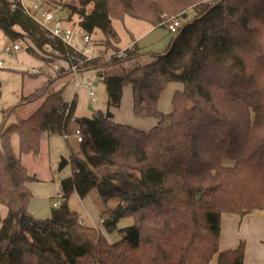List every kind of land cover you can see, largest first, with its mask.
<instances>
[{"label":"trees","instance_id":"1","mask_svg":"<svg viewBox=\"0 0 264 264\" xmlns=\"http://www.w3.org/2000/svg\"><path fill=\"white\" fill-rule=\"evenodd\" d=\"M71 2L70 20L79 19L84 32H100L104 41L95 44L106 52L121 50L113 19L130 16L159 27L187 17L191 9L196 15L183 22L165 54L126 71V60L144 55L137 44L125 58L86 60L21 8L13 9L11 0H0L5 38L30 40L45 52L49 44L70 68L97 72L108 95L106 113L77 117L75 98L66 102L64 88L56 89L49 78L4 111L7 117L43 98L31 116L0 130V204L7 208L0 264H243L245 243L220 251L219 237L223 213H264V0ZM176 82L182 89L174 93L172 110L163 113L160 96ZM127 85L134 116L157 120L148 131L113 119ZM72 122L83 134L78 153L71 155L73 175L62 182V203L39 219L29 211L28 182L36 177L14 150L12 136L19 137L20 154L37 157L43 135H68ZM93 189L104 202L120 201L115 211L103 214V228L115 230L125 215L136 218L119 231L116 243L102 229L81 223L68 205L72 193L84 198Z\"/></svg>","mask_w":264,"mask_h":264},{"label":"rangeland","instance_id":"2","mask_svg":"<svg viewBox=\"0 0 264 264\" xmlns=\"http://www.w3.org/2000/svg\"><path fill=\"white\" fill-rule=\"evenodd\" d=\"M46 2L49 4L46 8L54 12L56 20H67L68 11L57 8L59 5L58 0H46ZM90 9L91 6L88 7V11ZM195 15V10L191 9L188 11L187 17L182 18V20L186 22L189 19H193ZM74 19L77 20V18ZM53 23L47 24L48 29H52ZM65 26L74 31L72 45L77 50L83 51L85 49L83 37L86 32L77 25L76 21L66 22ZM113 26L119 36L117 46L121 50L129 48L131 44L133 46L137 44L141 53L144 54L140 59L126 60L122 65L126 71L138 65L155 61L156 55L165 54L175 38V35L169 32L168 24L166 26L153 27L146 22L130 16H125L123 19H113ZM101 36L100 32L91 34L94 43L96 42L95 40L103 42L104 38ZM12 42L18 43L21 49L9 56L4 53V47L6 44ZM29 46L31 48L30 51L27 49ZM99 47L103 49L102 46ZM51 56L52 53L36 48L30 40H8L0 32V60L3 61V67L0 68L2 89V96L0 98V125L4 124V130L15 124L19 119L27 118L33 114L41 106L43 98L20 105L15 112H10V115L7 117L4 115V111H10L19 103H22V97L34 94L36 90L45 85L49 78L50 80H56L54 82L56 89L64 88L63 99L66 102H71L75 98L77 117L92 118L98 112H107L108 95L106 87L97 72L86 71L78 74L54 73L52 71L53 64H57L60 69L64 70L68 68V65L62 59L57 58V56ZM49 59H51V62H48ZM77 83H81L82 85L77 86ZM179 86L182 87L177 82L169 84L166 93H169L173 87L177 88ZM124 89V102L121 109L127 115L126 102L127 100L130 103L132 102V87L131 85H127ZM127 89L130 94L126 93ZM117 110L119 112L120 109ZM130 117L134 118L135 116L130 113ZM124 123L133 125L130 121H125ZM76 128L77 124L72 122L67 132L68 138L65 135L59 134L51 136L48 134L43 135L41 152L37 157L30 154H20L19 137L17 134L12 136L14 150L21 156L22 163L27 167L29 174L36 177V180L28 182L33 196L29 211L39 219L50 217L54 203H62L63 201V199L58 198L61 186L63 185L62 182L73 175L74 169L71 163V155L73 152L78 153L80 149V144L74 136ZM1 129H3V126ZM1 143L0 137V146ZM62 159H66L68 164L60 170L59 166ZM67 201L70 209L78 214L81 223L83 222L87 226L102 229L110 243H116L121 240L122 235L119 231L134 225L136 221L135 216L129 214L119 219L115 230L108 231L103 228V214L115 211L119 207L120 201L114 197L104 202L97 189L90 191L84 198H80L77 193H72ZM6 215L7 208L0 204V228L1 219ZM212 264H216V261L214 260Z\"/></svg>","mask_w":264,"mask_h":264},{"label":"crops","instance_id":"3","mask_svg":"<svg viewBox=\"0 0 264 264\" xmlns=\"http://www.w3.org/2000/svg\"><path fill=\"white\" fill-rule=\"evenodd\" d=\"M167 88H169V85ZM166 89L160 96L159 100V110L163 113H169L172 110V99L173 96H175L174 93L177 89H182V87H173L169 93H166ZM128 92L127 89L126 93L130 94ZM124 95L125 89L123 90V98ZM123 98L120 108H117L120 109L119 112L117 109H113L112 111L115 122L125 124V121H130L135 125V128L138 127L140 130L143 129V131H148L156 125L157 120L155 118H153L155 119L153 120L152 118L134 117L136 118L134 119L133 117H130V113L134 116L133 92L132 102L130 103L128 100L126 102L127 115H125L121 109L124 102ZM219 238L220 251L236 249L240 246L241 242H244L246 254L244 256L243 264H264V213L255 212L245 216L223 213L221 216V236Z\"/></svg>","mask_w":264,"mask_h":264},{"label":"built area","instance_id":"4","mask_svg":"<svg viewBox=\"0 0 264 264\" xmlns=\"http://www.w3.org/2000/svg\"><path fill=\"white\" fill-rule=\"evenodd\" d=\"M59 1V5L57 8L59 9H66V6L71 4V0H58ZM12 2V8H21L24 13H26L27 15H29L30 17H32L35 21L38 22V24L42 27V29H44L45 31H47L49 33V35L52 38L55 39H59L60 41H62L64 44L69 45L71 47H73L74 49H76L73 45H72V39H73V34L74 31L70 30V28H68L67 26H65L66 22H77V25L79 26V22L80 20L77 19H73L70 20L69 18V14H68V18L67 20H56L55 19V14L54 12L48 10L46 8V6H49V4L43 0H11ZM50 22H54L53 23V27L52 29H48L47 24ZM183 26V20L181 19V17H173L169 20L168 22V30L171 34H178L179 30L182 28ZM83 41L85 44V49L83 51H79L83 56L84 59L86 60H91L97 57H106V58H111L112 56H116L119 58H125L126 57V50H121L119 52H106L104 49L98 47L95 43L94 40H92L91 34L87 33L84 35L83 37ZM46 51L52 53V55L57 56L59 55V53L54 50L49 44L45 45ZM129 48H134V46L131 44V46ZM21 49L20 45L18 43L12 42V43H8L5 45L4 47V53L6 55L11 56L13 53L19 51ZM68 65V64H67ZM3 67V61L0 60V68ZM68 65V68L65 71H71V73L73 74H78V73H83V72H79L76 68V66H72V68H70ZM60 67L57 64H53L52 66V71L54 73H58L60 71ZM86 72V71H84ZM54 75V74H53ZM81 83H77V86H81ZM87 88H90L88 86H86ZM93 96V94H92ZM75 138H77L78 142H81L83 140V134L80 130V128H76L75 130V134H74ZM66 138H68V135H65ZM58 198H62V194L60 193L58 195ZM61 204V202H55L54 206H59ZM103 222V220H102Z\"/></svg>","mask_w":264,"mask_h":264},{"label":"water","instance_id":"5","mask_svg":"<svg viewBox=\"0 0 264 264\" xmlns=\"http://www.w3.org/2000/svg\"><path fill=\"white\" fill-rule=\"evenodd\" d=\"M186 15L184 14L182 17L184 18ZM95 84H97V83H95ZM96 115H98V113L96 114ZM68 164V161L66 160V159H62V161L60 162V166H59V169L61 170L63 167H65V165H67ZM130 208L129 207H127V210H129Z\"/></svg>","mask_w":264,"mask_h":264}]
</instances>
